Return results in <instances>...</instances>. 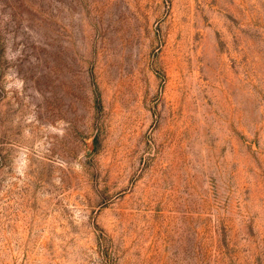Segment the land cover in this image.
I'll return each instance as SVG.
<instances>
[{
	"label": "rangeland",
	"instance_id": "1",
	"mask_svg": "<svg viewBox=\"0 0 264 264\" xmlns=\"http://www.w3.org/2000/svg\"><path fill=\"white\" fill-rule=\"evenodd\" d=\"M0 264H264V0H0Z\"/></svg>",
	"mask_w": 264,
	"mask_h": 264
}]
</instances>
